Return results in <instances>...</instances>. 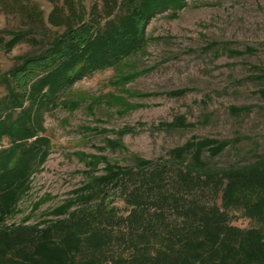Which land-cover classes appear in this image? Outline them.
<instances>
[{"label": "trees", "instance_id": "16d2710c", "mask_svg": "<svg viewBox=\"0 0 264 264\" xmlns=\"http://www.w3.org/2000/svg\"><path fill=\"white\" fill-rule=\"evenodd\" d=\"M48 1L46 17L36 0H0L3 14L25 23L0 30L2 48L31 46L0 73V264H264V155L244 165L210 164L205 153L215 158L230 141L194 137L169 158L135 155L125 166L86 156L90 181L51 212L55 218L7 223L54 150L45 115L62 105L76 109L70 93L77 82L142 52L151 21L168 11L176 16L188 2L96 0L88 9L83 0ZM48 24L58 28L54 35ZM161 126L194 124L181 115ZM111 132L122 137L136 129ZM108 145L126 148L120 139ZM101 163L103 173L94 175Z\"/></svg>", "mask_w": 264, "mask_h": 264}, {"label": "rangeland", "instance_id": "374dc122", "mask_svg": "<svg viewBox=\"0 0 264 264\" xmlns=\"http://www.w3.org/2000/svg\"><path fill=\"white\" fill-rule=\"evenodd\" d=\"M83 1L88 9L96 2ZM36 2L47 17L53 4ZM20 28L25 23L19 16L7 17L0 11V30ZM57 30L48 24L49 35ZM147 36L142 52L75 84L70 99L79 103L76 109L62 105L45 115L54 150L33 176L31 189L8 224L55 218L51 212L76 198L90 181L87 173L92 170L86 160L91 158L86 156L133 165L135 155L169 158L173 149L194 137L231 142L215 158L205 153L216 167L244 165L264 155V0H188L176 16L173 11L157 15ZM30 48L23 44L9 53L0 42V73ZM132 73L139 75L126 84L116 83ZM181 115L194 126L176 130L161 126ZM127 126L136 132L122 137L111 132ZM118 139L125 149L108 145ZM104 167L98 164L93 174H102Z\"/></svg>", "mask_w": 264, "mask_h": 264}]
</instances>
